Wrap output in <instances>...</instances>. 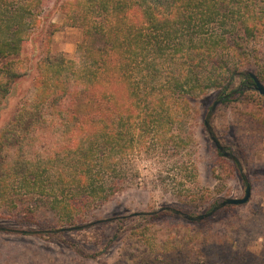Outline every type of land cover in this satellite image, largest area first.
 <instances>
[{"label": "trees", "instance_id": "obj_1", "mask_svg": "<svg viewBox=\"0 0 264 264\" xmlns=\"http://www.w3.org/2000/svg\"><path fill=\"white\" fill-rule=\"evenodd\" d=\"M49 1L0 0V110L37 72L32 97L0 131V196L29 218L48 205L72 223L78 202L100 206L134 178L147 184L124 161L145 154L152 135L188 142L173 103L221 95L248 68L250 47L264 34V0H55L82 38L73 57L53 54L58 25L50 23L32 69L27 48ZM252 83L247 77L239 98ZM164 164L149 176L177 188L185 187L186 170L197 178L195 162Z\"/></svg>", "mask_w": 264, "mask_h": 264}, {"label": "rangeland", "instance_id": "obj_2", "mask_svg": "<svg viewBox=\"0 0 264 264\" xmlns=\"http://www.w3.org/2000/svg\"><path fill=\"white\" fill-rule=\"evenodd\" d=\"M50 23L58 25L51 38L53 54L73 57L82 38V31L69 26L58 13L55 0H50L36 39L27 48L32 69L41 46L46 44ZM250 51L249 60H245L248 68L241 73L250 71L264 84V34ZM36 74L35 70L23 78L3 104L0 131L9 128L23 98L32 97ZM232 79L224 95L244 87L246 77L234 75ZM244 91L246 95L241 98L235 94L232 102L221 104L211 123L223 145L243 164L252 188L249 203L219 213L221 209L201 222H190L171 212L124 218L166 206L196 217L211 212L227 198L244 197L245 183L238 167L219 157L204 125L212 104L222 95L211 92L189 105L173 103L176 129L187 143L179 146L170 136L154 134L145 154L125 159V169L139 172L146 185L137 186L140 180L134 178L103 205L84 207L78 202L71 210L75 215L72 223L66 222L65 211L52 210L48 205H42L37 215L29 218L22 209H14L12 199L0 196V227L8 229L53 231L114 219L61 233L0 232V264H264V97L254 90ZM170 157L187 165L195 162L197 178L192 180L190 168L185 171V187L177 188L149 176L152 171L166 169L164 163Z\"/></svg>", "mask_w": 264, "mask_h": 264}, {"label": "water", "instance_id": "obj_3", "mask_svg": "<svg viewBox=\"0 0 264 264\" xmlns=\"http://www.w3.org/2000/svg\"><path fill=\"white\" fill-rule=\"evenodd\" d=\"M243 75L244 77H250L253 80V83L250 87H247L246 89L249 90H254L256 92H258L261 96L264 97V84L260 81V79L258 78L257 75H255L252 72H243V73H237L235 75V77L241 76ZM233 80V79H232ZM231 83H228V87L227 89L230 87ZM242 90V88H239L235 91H233L232 93H229L227 95L222 94L220 98L216 99L214 101V103L212 104L210 110L208 111L205 120H204V125L205 128L212 140V142L214 143L216 149L218 150V152L220 153V155L224 158H227L231 161H233L237 167L238 170L241 174V177L245 183V194L244 197L242 198H227L225 200H223L218 206H216L211 212L209 213H205L202 215H198L196 217L188 215L176 208L173 207H162L160 209H158L157 211H153L150 213H133L131 215H129L128 217H124V218H134V217H138V216H155L159 213L162 212H171L175 215H179L184 217L186 220L190 221V222H201L209 217H211L214 213H216L217 211L227 207V206H243L246 205L247 203H249L251 196H252V188L249 182V179L247 177V175L245 174L244 171V167L243 164L241 162V160L239 159V157H237L234 153L230 152L221 142V140L219 139V137L217 136L213 126H212V118L215 114V112L217 111V108L220 106V104L225 101L226 99L230 98L231 96L235 95L238 93V91ZM114 219H109V220H101V221H97L94 223H90L87 224L85 226H80V227H76V228H62V229H57V230H53V231H27V230H13V229H8L5 227H0V232H9V233H17V234H24V235H38L41 233H61V232H66V231H73V230H83L85 228H88L90 226H94L97 224H102V223H106V222H111Z\"/></svg>", "mask_w": 264, "mask_h": 264}]
</instances>
